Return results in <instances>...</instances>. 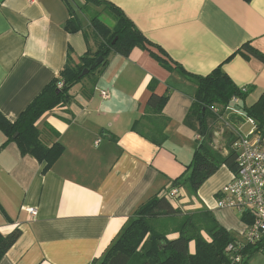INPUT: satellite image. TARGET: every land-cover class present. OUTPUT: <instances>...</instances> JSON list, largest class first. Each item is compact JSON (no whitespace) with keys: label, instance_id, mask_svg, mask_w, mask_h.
Here are the masks:
<instances>
[{"label":"crops","instance_id":"0c3cea01","mask_svg":"<svg viewBox=\"0 0 264 264\" xmlns=\"http://www.w3.org/2000/svg\"><path fill=\"white\" fill-rule=\"evenodd\" d=\"M104 1L130 19L166 66L139 48L127 57L110 53L105 65L71 88L67 104L36 122L45 146L63 147L47 171L44 163L22 156L15 143L2 147L0 131V234L20 231L0 264H99L138 206L156 194L170 201L172 189H177L174 209L209 211L237 241L243 239L242 215L216 206V193L231 179L225 166L194 194L172 184L200 139L183 124L197 86L177 67L198 77L220 67L237 88H245L247 105L256 102L264 92V62L238 51L249 44L264 55V0ZM75 15L81 28L68 32L65 24ZM95 16L114 27L108 9L84 0H2L0 114L5 119L14 122L62 69L93 56L100 43L90 25ZM152 93L167 96L166 123L142 118ZM223 118L235 131L240 121ZM139 119L137 129L150 138L161 136L159 145L132 130ZM218 123L208 120L209 137L226 155ZM28 209H35V216ZM177 236L170 233L167 239ZM188 250L194 254L193 242ZM250 259L248 264H258Z\"/></svg>","mask_w":264,"mask_h":264},{"label":"trees","instance_id":"16d2710c","mask_svg":"<svg viewBox=\"0 0 264 264\" xmlns=\"http://www.w3.org/2000/svg\"><path fill=\"white\" fill-rule=\"evenodd\" d=\"M243 1L250 2L251 0ZM84 3L96 7L103 6L115 18V25L110 29L96 16L91 17L90 25L100 38L97 51L92 57H82L77 67L62 69L58 77L43 88L14 122H9L0 114V131L5 137L2 147L15 143L22 156L29 155L38 162L44 163V171L49 170L62 155L63 147L56 143L49 147L45 146L40 140V133L35 126L36 122L44 113L67 104L71 99L69 93L71 88L105 65L110 53L127 57L132 49L139 48L149 51L166 66L162 59L152 53L153 45L122 11L104 0H84ZM64 28L68 32L80 30L76 15L66 22ZM158 50L161 55H165L160 48ZM238 53L247 60L254 57L264 62V55L249 44L242 46ZM99 56L103 57L101 65L87 75L81 76V72L89 68ZM177 68L180 73L192 78L197 86L193 103L183 124L195 131L200 139L197 141L190 163L172 184L175 187L185 186L191 194H194L203 182L221 166H225L231 172L236 170L235 154L230 149L234 135L231 132L226 135V155L214 149L209 137L207 122L209 119L218 122L219 116L214 115L209 108L211 106L224 108L232 97L239 98L238 108L245 117L255 121L257 129L264 136V92L256 102L247 105L245 103L246 94L239 91V88L231 82L220 67L203 77L192 76L180 70V67ZM58 82H62L60 88H57ZM166 101L167 96L152 93L146 102L145 114L142 118L156 125L161 122L166 123L162 117ZM234 118L239 121L243 120L239 116ZM143 119L135 121L132 130L159 145L162 140L161 136L158 139L150 138L137 129ZM158 220L161 222L160 226L155 227L150 224L151 221ZM242 220H246V215L242 216ZM164 222H167L170 228L168 226L164 228ZM170 233L178 234L177 238L167 239ZM202 234H205L209 241L204 239ZM19 236L18 229H14L6 236L0 234V260ZM234 241L236 239L218 224L209 211L182 214L180 210L172 207L166 195L156 194L138 206L129 224L105 251L99 264H225L227 258L224 250ZM190 242L194 244V254L189 253ZM256 253L264 254V238L253 245L244 246L242 249V254L246 257L244 264H248V259Z\"/></svg>","mask_w":264,"mask_h":264},{"label":"built area","instance_id":"2783aa9c","mask_svg":"<svg viewBox=\"0 0 264 264\" xmlns=\"http://www.w3.org/2000/svg\"><path fill=\"white\" fill-rule=\"evenodd\" d=\"M31 1V0H30ZM62 82L57 83V88ZM242 94H246L245 88H239ZM103 98L107 95L102 92ZM239 98L232 97L224 108L211 106L209 110L219 116V120L226 122V126L234 135L230 145L235 154L236 170L231 172V179L216 193V206L237 211L242 216L246 215L243 222L245 231L242 241H234L225 250L227 261L225 264H244L246 257L242 254L245 245H253L264 238V136L257 129L253 119L245 117L238 108ZM222 110V111H221ZM239 116L247 120L251 130L247 136L239 133L238 128L232 131L231 125L223 116ZM97 143V142H96ZM177 189H172L169 197H175ZM30 216H35V209H28ZM248 221V222H247Z\"/></svg>","mask_w":264,"mask_h":264},{"label":"rangeland","instance_id":"374dc122","mask_svg":"<svg viewBox=\"0 0 264 264\" xmlns=\"http://www.w3.org/2000/svg\"><path fill=\"white\" fill-rule=\"evenodd\" d=\"M102 8V7H101ZM107 12V11H106ZM92 16V15H91ZM111 17H112V14H111ZM102 20H105L104 18V16L102 15ZM219 123H218V131L220 132V134L222 135V136H226V135H228V133L230 132V130L228 129V127L226 126V123L224 122V121H222V120H219L218 121ZM237 128H238V131H239V133L241 134V135H243V136H247L248 134H249V131L251 130V125H250V123L247 121V120H242V121H240L239 123H238V125H237ZM169 199V198H168ZM170 201H171V203L172 202H174L175 201V198H171L170 197ZM150 224L152 225V226H155V227H158V226H160V224H161V222H159V220L158 221H151L150 222ZM163 225H164V228L165 227H167L169 224L167 223V222H164L163 223ZM168 228H170V226H168ZM250 262L251 263H258V264H264V254H262V253H256V254H254L252 257H251V259H250Z\"/></svg>","mask_w":264,"mask_h":264},{"label":"water","instance_id":"95a60500","mask_svg":"<svg viewBox=\"0 0 264 264\" xmlns=\"http://www.w3.org/2000/svg\"><path fill=\"white\" fill-rule=\"evenodd\" d=\"M2 2V0H0V3ZM103 62V57L99 56L95 59L94 63L89 67L84 69L81 72V76H85L87 75L91 70H94L97 66L101 65V63ZM16 136V135H15Z\"/></svg>","mask_w":264,"mask_h":264}]
</instances>
